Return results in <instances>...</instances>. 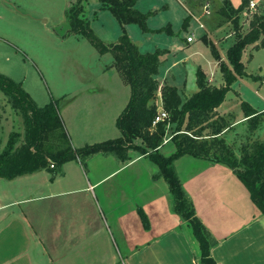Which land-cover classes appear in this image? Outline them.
I'll use <instances>...</instances> for the list:
<instances>
[{
    "label": "crops",
    "instance_id": "obj_1",
    "mask_svg": "<svg viewBox=\"0 0 264 264\" xmlns=\"http://www.w3.org/2000/svg\"><path fill=\"white\" fill-rule=\"evenodd\" d=\"M213 1L203 3L198 10L186 8L181 2L187 11L185 21L190 19L185 29L194 23L202 30L191 16L198 15L206 26L202 30L204 36L210 31L213 33L212 40L222 61L227 63V53L236 42V32L231 22L223 24L226 26L208 22V19L212 20L216 6L220 8L225 0ZM208 3L210 7L213 5L210 18L203 11ZM242 3L243 0L239 6L232 5L239 8ZM137 27L127 25L126 30L142 53H153L158 49L166 51L156 77L161 88L166 85L177 87L185 102L199 91V68L206 73L210 85L225 86L220 61L208 55V48L199 47L192 54L202 55L203 65L193 64L190 56L174 60L167 49L154 47L142 39L135 40L133 35ZM149 28L161 29L151 25ZM120 32L116 35H122V27ZM145 34L151 36L153 33ZM231 38L235 39L233 43H229ZM192 43L187 41V44ZM225 43L228 44L224 46ZM257 45L245 50L243 63L247 74L257 77L255 82L262 88L261 77L248 72L250 63L255 60L254 52L260 50ZM97 54L103 74L111 72L115 75H89L93 83L89 89L90 81L83 86L88 93L83 98L70 93L64 101L67 108L62 112L63 121L69 125L71 130L67 128L68 132L77 148L100 142H93L94 136L81 137L82 134L71 132L76 130L72 106L78 107L83 99L89 105L94 102V108L85 111L84 131L92 129L103 133L97 141L104 142L121 137L117 120L131 97L130 88L113 68V56L101 55L98 51ZM244 80L239 79L229 93L237 101L227 99L215 110L216 118L224 117L231 124L224 133L228 136L234 133L237 138L240 132H245L248 120L241 107L242 101L246 100L239 84ZM110 97L114 99L112 103ZM248 103L264 112V107ZM235 105L236 111L232 109ZM158 107L163 109L161 93ZM260 135L259 131L258 136L264 140V134ZM172 138L166 135L161 152L165 146L174 145ZM175 151L174 145L168 154H163L170 156ZM176 169L192 197L198 217L218 240L212 250L217 264H264V215L230 168L185 156L176 162ZM158 171V166L147 156L134 152L126 163L101 154L91 158L86 168L76 160L70 161L64 165L63 175L55 179L48 170L13 180L0 178V264H200L198 244L188 226L172 211L170 188L164 178H155ZM140 210L148 218L147 227Z\"/></svg>",
    "mask_w": 264,
    "mask_h": 264
},
{
    "label": "trees",
    "instance_id": "obj_2",
    "mask_svg": "<svg viewBox=\"0 0 264 264\" xmlns=\"http://www.w3.org/2000/svg\"><path fill=\"white\" fill-rule=\"evenodd\" d=\"M100 2L102 9L111 12L122 27V35L116 43H106L96 35L81 0L67 11L70 29L64 37L81 36L101 55L112 54L113 68L131 90L130 101L117 120L121 137L75 147L66 131L58 102L40 107L23 83L0 73V94L22 119V129L10 133L7 145L0 153V178L13 180L48 170L52 179H55L63 175L64 165L73 160L86 168L87 162L100 154L112 156L122 163L130 161L134 152L147 156L158 166L155 178H164L170 188L172 211L188 226L198 244L200 264H217L212 250L218 245V240L198 217L192 197L177 172L176 162L190 156L226 165L246 186L254 205L264 215V140L258 136L264 128V112L242 101L241 107L248 120L247 143L241 149L236 146V142L230 143L227 132L224 133L231 124L224 117L215 116V110L225 102L234 84L239 79L250 77L243 63L245 50L256 44L258 49L264 48V13H255L249 32L243 34L241 13L249 6L250 0H243L239 8H235L229 0L224 1L220 14L232 23L236 32V42L227 53L228 63L222 61L214 43L206 38L204 42L211 49L213 57L220 61L225 86L217 88L210 85L205 72L199 68V91L184 102L177 87L166 85L161 88L156 79L161 57L166 51L158 49L153 53H142L126 30L127 25H137L144 33L172 34L170 27L151 30L148 19L155 13L138 10V0ZM189 21V18L186 19L185 28ZM160 93L168 118L154 126L159 112ZM175 124L172 142L176 151L165 156L160 150L165 143L168 127ZM140 214L147 227L146 214L141 210Z\"/></svg>",
    "mask_w": 264,
    "mask_h": 264
},
{
    "label": "rangeland",
    "instance_id": "obj_3",
    "mask_svg": "<svg viewBox=\"0 0 264 264\" xmlns=\"http://www.w3.org/2000/svg\"><path fill=\"white\" fill-rule=\"evenodd\" d=\"M79 1L80 0H0V73L17 82L23 83L24 88L40 107H44L54 101L58 102L61 116L66 107L64 101H66L67 95L75 93L83 98L88 93V90L84 89L83 86L86 81H90V84H87V88L89 89L91 83H93L92 79H89V75L110 77L115 75L111 72L103 74L101 71L102 64L98 61L99 56L97 50L93 48L86 39L81 36L64 37L68 34L70 29L67 21V11ZM81 1L82 5L85 7V13L90 21L91 28L96 35L106 43H116L121 36L116 35L118 31L121 34V26L112 13L102 9L100 0ZM231 1L234 6H239L242 2V0ZM255 1L259 4L257 13L263 14L264 0ZM181 2L186 5V8H190L191 10L196 8V10H198L203 3H213L214 1L138 0L137 6L141 11L145 13H155V15L150 16L148 19L149 26L151 25L161 29L170 27L172 34L163 32L147 36L137 27V32L133 35V38H135V40L142 39L154 47L159 46L167 49L170 57L174 60L185 59V57L190 56V60L193 64L196 62L203 65L205 63L202 55L192 54H194L199 47L201 48L204 46L208 48V55L213 57L211 49L204 42V38H209V40H207L216 45L212 40L213 33L210 31V33L207 34L208 36H204L205 32L195 26L194 23H191V26L185 29L184 23L187 17V11L181 5ZM221 7L222 5L220 8ZM218 8L219 7L216 6L214 9L212 20L210 21V19H208V22H211L214 26L227 23L226 19L222 18L219 11L220 8L219 10ZM205 19H207V17L203 20ZM241 24L243 25L241 32L247 34L251 22L241 18ZM193 34L195 36L194 43L187 44L186 39L188 35L191 36ZM116 37L117 39H115ZM232 38L229 39V43L235 41V39ZM227 44L228 43H225L224 46ZM110 55L112 56V54ZM254 55L255 60L253 63H250L248 72L261 77L260 84L262 88L252 77L243 78L245 80L240 83L239 86H241V93L246 102L264 107V48L254 52ZM205 69L208 71L207 66ZM232 97L233 94H229L226 100ZM109 99H111L110 103L114 101L113 97ZM232 99L237 101L236 98ZM78 105V107L72 106V112L74 113L73 118L76 121V130H72L71 132L74 134L80 133L82 134L81 137L94 136L93 142L101 143L102 141L97 140L100 138L99 135L103 133L92 129L84 131L85 111L91 107L94 108V102L89 105V103L83 99ZM99 109H101V107L98 108V111ZM232 109L236 111V105L232 106ZM66 126L67 123L65 122V128L68 132L69 125ZM21 129L22 119L20 116L16 115L9 105H7L4 96L0 94V153L6 147L10 133L13 131H20ZM175 129L176 124L169 126L167 134L173 136L175 134ZM246 132L247 127L245 132L239 133V138H237L234 133H231V137H228L229 142H236V146L241 149V146L247 143L245 142ZM260 134H264V128L260 131ZM75 141L77 142L76 137ZM72 143L75 147L78 146L74 142V139ZM90 145L93 144L91 143ZM82 147H84V145ZM170 148H174V145L169 144L165 146L161 153L168 154Z\"/></svg>",
    "mask_w": 264,
    "mask_h": 264
},
{
    "label": "built area",
    "instance_id": "obj_4",
    "mask_svg": "<svg viewBox=\"0 0 264 264\" xmlns=\"http://www.w3.org/2000/svg\"><path fill=\"white\" fill-rule=\"evenodd\" d=\"M258 10H259V4L255 0H250L249 6L246 7V9L241 13V17L244 18L245 21L247 20L248 22H251L253 20L254 14L257 13ZM203 11L206 16H210L212 14L209 3L204 5ZM191 16L196 21V23H198L199 27L202 30L206 29L205 23L202 21L200 17H198V15L192 14ZM187 41L188 43L194 42L195 41L194 34L189 36L187 38ZM167 118H168V113H166L164 109H160L155 121L153 122V125L156 126L158 123L166 120ZM51 167L54 168V166Z\"/></svg>",
    "mask_w": 264,
    "mask_h": 264
}]
</instances>
